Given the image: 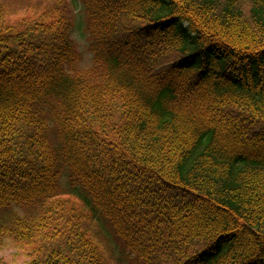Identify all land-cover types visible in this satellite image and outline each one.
<instances>
[{
	"label": "trees",
	"instance_id": "obj_1",
	"mask_svg": "<svg viewBox=\"0 0 264 264\" xmlns=\"http://www.w3.org/2000/svg\"><path fill=\"white\" fill-rule=\"evenodd\" d=\"M80 3L87 68L65 0L0 1V248L114 264L96 219L129 264H264V0Z\"/></svg>",
	"mask_w": 264,
	"mask_h": 264
},
{
	"label": "rangeland",
	"instance_id": "obj_2",
	"mask_svg": "<svg viewBox=\"0 0 264 264\" xmlns=\"http://www.w3.org/2000/svg\"><path fill=\"white\" fill-rule=\"evenodd\" d=\"M5 10L9 13V15L6 17L7 20L11 24L16 23L20 21L23 18L29 17L31 14H37L39 11H43V9L50 4L53 0H0ZM68 6L70 7V12L72 13V31H71V37L75 43V46L78 50V53L81 54L82 60L80 63V66L82 68H87L91 64V55L88 51V45H89V36L86 30V22H85V16L83 13L82 4L80 3V0H65ZM61 184L68 191L69 188H67V182L65 180V177L63 175L61 179ZM82 194V193H81ZM77 195V194H76ZM77 197V196H76ZM79 200L80 198L77 197ZM74 201V199L72 198ZM77 201V200H76ZM13 211L15 213H21L20 209L14 208ZM96 226L94 225V231L101 240L107 245L106 247L113 251V260L114 264H129V260L126 254L120 255L119 252H121L119 246V250L116 246V242L111 237V240L109 238V234L111 236V233L109 229L106 226V229L103 225V223L99 220H94ZM109 232V233H108ZM105 237V238H103ZM109 238V239H108ZM106 241V242H105ZM111 251V252H112ZM26 251L23 249L22 246H19L9 240H7L3 247L0 248V261L2 263L6 264H24L26 261Z\"/></svg>",
	"mask_w": 264,
	"mask_h": 264
}]
</instances>
